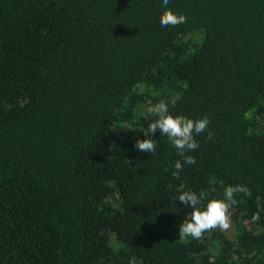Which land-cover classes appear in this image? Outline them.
<instances>
[{
	"label": "trees",
	"instance_id": "obj_1",
	"mask_svg": "<svg viewBox=\"0 0 264 264\" xmlns=\"http://www.w3.org/2000/svg\"><path fill=\"white\" fill-rule=\"evenodd\" d=\"M161 100L210 118L196 150L135 149ZM237 184L231 238L179 237L182 192ZM257 196L264 0H0V264H264Z\"/></svg>",
	"mask_w": 264,
	"mask_h": 264
},
{
	"label": "clouds",
	"instance_id": "obj_2",
	"mask_svg": "<svg viewBox=\"0 0 264 264\" xmlns=\"http://www.w3.org/2000/svg\"><path fill=\"white\" fill-rule=\"evenodd\" d=\"M166 6L169 0H162ZM187 22V17L178 14L170 9H166L160 17L162 27L178 26ZM149 111L157 117L148 125L147 130H142L145 139H138L134 145L137 151L154 153L156 150V140L152 136L159 130L160 135L167 136L169 142L177 149L178 153L183 156L188 151L196 150L199 145L194 138L208 129L210 118L204 116L201 119L193 120L183 115H172L169 112L168 105L161 100L159 103L149 108ZM208 139L212 138V133L208 132ZM185 163L195 164V158L191 156L185 157ZM176 171L173 176L179 178L182 164L178 160L175 163ZM167 171V169H165ZM236 194H243L251 197V190L243 184L228 186L224 190V198H213L208 200L206 205L202 204L207 198V193L201 190L198 194L192 191H184L178 201L184 206L192 208L190 218L186 220L179 229V237L181 239L191 237L200 239L202 235L213 229L219 228L221 231H227L231 227L230 209L237 204ZM257 212L253 215V221L260 219V213H264V202L262 198L256 197Z\"/></svg>",
	"mask_w": 264,
	"mask_h": 264
},
{
	"label": "rangeland",
	"instance_id": "obj_3",
	"mask_svg": "<svg viewBox=\"0 0 264 264\" xmlns=\"http://www.w3.org/2000/svg\"><path fill=\"white\" fill-rule=\"evenodd\" d=\"M222 232L225 234V236H227L228 238H231L233 234L232 223H231V227L227 231H222Z\"/></svg>",
	"mask_w": 264,
	"mask_h": 264
}]
</instances>
